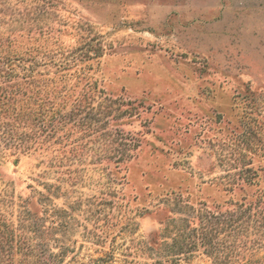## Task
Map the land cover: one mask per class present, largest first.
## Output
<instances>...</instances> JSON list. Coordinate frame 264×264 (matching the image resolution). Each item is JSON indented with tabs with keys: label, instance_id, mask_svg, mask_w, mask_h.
Here are the masks:
<instances>
[{
	"label": "rangeland",
	"instance_id": "1",
	"mask_svg": "<svg viewBox=\"0 0 264 264\" xmlns=\"http://www.w3.org/2000/svg\"><path fill=\"white\" fill-rule=\"evenodd\" d=\"M26 29L97 34L132 148L0 103V264H264V0H0V57Z\"/></svg>",
	"mask_w": 264,
	"mask_h": 264
},
{
	"label": "trees",
	"instance_id": "2",
	"mask_svg": "<svg viewBox=\"0 0 264 264\" xmlns=\"http://www.w3.org/2000/svg\"><path fill=\"white\" fill-rule=\"evenodd\" d=\"M37 16L35 14L31 20H35ZM26 30L29 36L18 40L19 47L12 48V53L10 49L7 50L6 54L0 57V63L4 65V68L0 67V93L3 95L1 99L4 100L0 103L5 104L11 100V95L14 97L20 94L18 99L12 100L19 102V112H22L21 115L26 116L27 120L30 117L32 123L36 120L43 124L40 126L41 131L48 127L55 133L66 124H71L78 130L93 128L92 132L96 130L100 133L103 146L112 149L111 144L115 143L116 147L113 149L120 152V157H127L126 151L132 148H129L132 141L127 143V134L109 126L111 122H116L123 116H133L136 106L131 100L108 95L89 74L93 68L91 61L103 55V45L95 38L97 34L93 36L92 29H56L58 33L54 36L51 29H38V35L32 36V29ZM62 36L71 37L73 43L65 44ZM2 38L8 39L0 31V40ZM8 41L11 42L10 39ZM37 55L40 56L39 60ZM46 66L54 67L55 70L50 73L44 70ZM16 67L22 71L23 82L12 84L11 78L20 77L19 73L15 72ZM41 68L42 71L39 70ZM13 87L17 94L12 91ZM21 121L26 123V119ZM70 133L63 131L62 137L56 142L61 145ZM87 134L89 132L81 135ZM53 150L55 151L51 165L54 163L58 167L63 166L68 159L64 147H55ZM79 154L78 150L74 151V156Z\"/></svg>",
	"mask_w": 264,
	"mask_h": 264
}]
</instances>
